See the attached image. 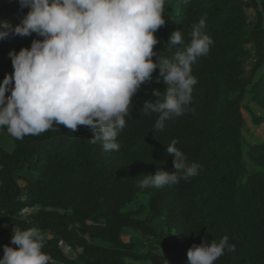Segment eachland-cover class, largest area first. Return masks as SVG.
I'll return each instance as SVG.
<instances>
[{
  "label": "trees",
  "instance_id": "1",
  "mask_svg": "<svg viewBox=\"0 0 264 264\" xmlns=\"http://www.w3.org/2000/svg\"><path fill=\"white\" fill-rule=\"evenodd\" d=\"M27 11L18 0H0V19L13 26ZM164 18L154 34L162 56L182 51L165 48L170 35L181 30L189 44L202 18L213 44L191 65L190 104L162 131L153 130L155 113L141 112L154 89L165 91L162 78L155 82L158 69L133 97L119 152L90 143L86 126L72 133L54 124L22 140L0 128L13 144L0 147V258L4 245L18 247L10 243L17 227L40 232L52 264H188L193 244L224 235L235 251L214 264H264V141L243 149L245 115L256 126L264 121V0H165ZM36 38L0 41V69L11 74L8 53ZM173 139L201 166L198 174L139 189L140 175L173 170L165 151Z\"/></svg>",
  "mask_w": 264,
  "mask_h": 264
},
{
  "label": "clouds",
  "instance_id": "2",
  "mask_svg": "<svg viewBox=\"0 0 264 264\" xmlns=\"http://www.w3.org/2000/svg\"><path fill=\"white\" fill-rule=\"evenodd\" d=\"M18 5L28 11L15 26L0 19V41L10 35L38 37L30 47L8 53L13 72L0 82V128L18 140L56 130L54 124L72 133L86 126L90 143L119 152L117 138L132 113L133 97L152 83L157 69L155 82L162 78L165 91L154 89L155 100H146L141 112L155 113L153 130L162 131L190 104L197 83L191 65L213 44L202 18L193 25L189 44L181 30L170 35L165 48L183 46L182 51L170 57L154 51L160 43L154 34L166 24L165 0H18ZM177 143L173 139L165 148L173 170L158 167L154 174L140 175L134 179L139 189L178 184L198 174L201 166L189 162ZM10 243L18 247L4 245L0 264H52L37 229L15 227ZM226 251H235L228 235L193 244L188 264H214Z\"/></svg>",
  "mask_w": 264,
  "mask_h": 264
},
{
  "label": "rangeland",
  "instance_id": "3",
  "mask_svg": "<svg viewBox=\"0 0 264 264\" xmlns=\"http://www.w3.org/2000/svg\"><path fill=\"white\" fill-rule=\"evenodd\" d=\"M5 76V72L0 69V82L3 81ZM246 116V129L243 132V149L244 151L247 150L250 146L254 144H258L264 141V121L261 122L259 125H253L250 118ZM0 147L4 148L7 151H10L13 147L12 141L8 138L4 132L0 131ZM250 164L247 162L245 166H249Z\"/></svg>",
  "mask_w": 264,
  "mask_h": 264
},
{
  "label": "built area",
  "instance_id": "4",
  "mask_svg": "<svg viewBox=\"0 0 264 264\" xmlns=\"http://www.w3.org/2000/svg\"><path fill=\"white\" fill-rule=\"evenodd\" d=\"M30 210L29 209H24L23 213H28Z\"/></svg>",
  "mask_w": 264,
  "mask_h": 264
}]
</instances>
